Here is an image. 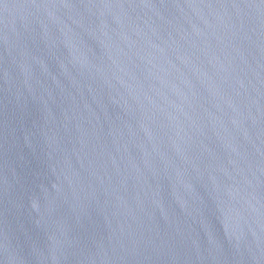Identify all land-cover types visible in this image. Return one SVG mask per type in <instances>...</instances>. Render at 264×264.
Here are the masks:
<instances>
[{
  "label": "water",
  "instance_id": "water-1",
  "mask_svg": "<svg viewBox=\"0 0 264 264\" xmlns=\"http://www.w3.org/2000/svg\"><path fill=\"white\" fill-rule=\"evenodd\" d=\"M0 264H264V0H0Z\"/></svg>",
  "mask_w": 264,
  "mask_h": 264
}]
</instances>
